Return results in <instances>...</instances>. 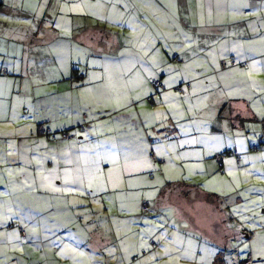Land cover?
Instances as JSON below:
<instances>
[{
	"label": "rangeland",
	"instance_id": "rangeland-1",
	"mask_svg": "<svg viewBox=\"0 0 264 264\" xmlns=\"http://www.w3.org/2000/svg\"><path fill=\"white\" fill-rule=\"evenodd\" d=\"M11 1L18 7L19 4L22 6L20 8L25 10L26 16H30L27 20L56 23L54 29L51 26L48 29L69 44L67 49L60 47L61 53L83 52L80 61L77 59L74 67L76 68L73 72L74 80L78 81L82 78L81 82L94 90L95 97L91 98V101L94 106L97 104L96 110L104 114L116 111L121 112L120 116L128 113L133 115L132 118L141 117L144 124L141 123L139 130L142 132L144 142L136 143L134 147L138 151L145 150L148 155L155 150L163 151L167 157L166 165L162 170L159 167L161 164H153L152 161L147 163L142 158L144 154L139 155V159L150 167L148 169L151 172H143L141 176L130 179V181L134 180V183L155 187L151 191H154L153 194L156 196L163 191L160 196L161 202L152 200L151 193L144 194L142 190L133 188H128L129 191L125 190V194L129 193L128 195L124 193L121 195L113 189L111 191L104 189L102 196L93 195L91 199H85L84 211L83 209L81 211L91 212L93 218L81 215V219L78 220L81 226H79L80 237L77 245L83 246L84 249L68 263H64L65 260L62 258L65 252L58 251L57 246L53 254L43 253L37 246H24L18 229L22 221H14L11 215H8L7 220L0 221V264H26L32 263L31 261H40L39 264H117V261L121 264H179L180 258L204 260L209 256L206 250L207 232L193 227L185 219L192 208H195L194 219H201L204 211L205 215L212 211L209 213L210 219L219 218L225 223V230L228 228L234 233H230L235 236L230 242L234 251L220 253L225 258L226 264H264V149L253 151L248 146L247 155L236 152L242 157L241 164H238L235 156L228 155L229 152H235L224 148L228 142L224 135H228L227 132L230 131L226 128L224 129L226 132L220 130L221 141L210 145L219 147L218 152L209 156L213 153L211 150L199 160L186 161L173 152L170 134L164 126L170 113L174 120H183L188 130L192 129L193 124H199L200 128L208 131L204 114L201 113L212 107V102L217 96L219 98L227 96L224 92L226 82L223 86L215 77L201 76L202 72L199 71L201 66L198 65L201 64L209 70L207 67L216 55L214 46L210 43L204 46L191 43L192 39L200 37L202 28L196 33L195 27L202 25L207 27V18L200 14L191 17L181 11L179 13L180 7L174 6V2L177 4L180 0H172L171 8H175L173 10L176 11L175 13L159 12L164 0ZM6 3L8 4L7 1ZM149 18L152 20L150 24H148ZM182 18L187 22L186 25L183 24ZM153 23L155 29L151 28ZM75 36L81 40H77ZM148 39H150V49L152 42H155L154 50L149 49ZM152 51H155L154 55ZM148 52H150L149 56H147ZM185 61L189 62L191 67L181 69L179 64ZM223 61L228 63L227 67L233 66L231 60ZM153 63L156 66L155 70L149 68ZM213 63L216 65L215 61ZM238 65L242 66L241 63ZM134 68L136 72L133 71ZM158 78L163 80L166 90L161 88L160 92H157L147 87V82L150 86L152 80ZM215 81L218 87L224 90L217 93ZM187 82L193 85V97L190 96L189 90L180 92L177 89L178 86L185 87ZM173 83H178L175 85L176 88L171 86ZM137 84L139 92H132L133 85L137 86ZM233 90L237 95L238 86ZM258 92L259 94L254 98L250 95L249 100L264 106V90ZM163 93L167 94V99L164 98ZM101 130L100 128L96 132ZM77 132L79 133V130ZM248 135L252 141L260 143L257 138L260 134L251 131ZM230 136L233 137L231 131ZM218 153L226 155L225 173L219 171V164L215 162ZM112 176L108 172V181ZM87 177L88 188L98 190L100 187H109L106 173L102 169L98 168L93 173L88 172ZM174 181L193 185L207 195L197 194L198 191L194 189L173 188V193L177 195L184 192L182 197L187 198L191 205L182 197L180 199L186 203L185 205H171L170 196L165 194L172 192ZM47 183L53 185L50 177L45 184ZM41 187L36 188V191L39 190L37 193L43 189V186ZM78 190L81 189L75 187L74 191ZM81 192L86 193L83 190ZM116 198L131 199L133 204L119 205ZM201 200L213 203L216 209L209 208V203L207 206ZM142 201L147 203L148 207L142 205ZM178 202L179 199L174 203ZM22 206H15L12 203L5 207L10 214L19 212L23 215ZM22 223L26 226V222ZM218 225L216 229L220 231L221 226ZM99 232L102 233L101 237H96ZM88 234L92 239L91 250L84 247L90 239ZM22 240L25 243L30 241L26 237ZM101 241L106 251L103 254L94 252L93 249V246L98 247ZM153 242L156 243L157 248L153 247ZM69 245L71 244L68 243L67 246ZM111 253L114 255L112 263L107 261L111 258ZM133 257L136 261H132ZM247 258L249 260L245 262Z\"/></svg>",
	"mask_w": 264,
	"mask_h": 264
},
{
	"label": "crops",
	"instance_id": "crops-1",
	"mask_svg": "<svg viewBox=\"0 0 264 264\" xmlns=\"http://www.w3.org/2000/svg\"><path fill=\"white\" fill-rule=\"evenodd\" d=\"M3 2L4 5L0 9V73L6 68L9 74H0V221L7 220V216L11 215L14 221L26 222V226L22 222L20 224L24 227L25 235L18 228L24 246H37L43 253L52 254L57 246L58 251L65 252L62 258L65 260L64 263H68L84 249L83 246L77 245L80 237L79 226H81L78 220L81 219V215L93 218L91 212H83L85 199H91L93 195L102 196L104 189L109 191L113 189L124 195L125 190L129 191L128 188H133L142 190L144 194L149 192L152 194V200L161 202L160 196L163 191L156 196L153 194L154 191H151L155 187L134 183V180L130 181V179L141 176L143 172H151L148 169L150 167L139 159V155L144 154L142 158L147 163L152 161L153 164H161L159 167L162 170L166 165L167 155L157 150L150 152L149 155L145 150H136L134 147L136 143L144 142L142 132L139 130L141 123L144 124L141 117L132 118L133 115L128 113L120 116L121 112L116 111L104 114L96 110L97 104L94 106L91 101V98L95 97L94 90L83 84L82 78L78 81L74 80L73 72L76 69L74 67L77 59L80 61L83 52L61 53L60 47L66 48L69 44L48 29L50 26L54 29L56 23L27 20L30 16H26L20 4L18 7L11 0H3ZM172 2V0H164L159 12L175 13L176 11H173L175 8H171ZM178 2L177 4L174 2V6L180 7L179 13L181 11L191 17L200 14L207 18V27L203 25L195 27L196 33L198 29H202L200 37L192 39L191 43L202 46L210 43L214 46L216 55L207 67L209 70L201 64L198 65L201 66L199 71L202 72L201 76L215 77L223 86L226 82L227 86L224 90L218 87L215 81L217 93L224 90L227 96L222 98L217 96L212 102V107L201 113L204 114L208 131L200 128L199 124H193L192 129L188 130L183 120H174L169 113L164 126L170 134L172 150L186 161L199 160L213 150L209 155L211 156L220 149L210 145L220 142V130L226 132L224 129L228 128L233 133V137L230 136V131L227 132L228 135H224L228 139L224 148L247 155L248 149H252L253 145H264V106L249 100L250 95L254 98L259 94L258 91L264 90L262 87L264 85V0H180ZM151 21L149 18L148 24ZM184 21L185 19L182 18L183 24L186 25L187 22ZM151 28L155 29L154 23ZM75 37L81 40L78 36ZM154 45L153 41L150 49V39H148L150 50L155 49ZM154 52H151L152 55ZM149 55L150 52L147 56ZM221 60H234L237 65L223 69L220 68L221 63L219 65ZM179 65L181 69L191 67L187 61L183 64L180 62ZM155 67L153 63L149 68L155 70ZM133 71L137 70L134 68ZM147 83V87L152 89L149 82ZM177 84L173 83L171 86L175 87ZM242 85L243 89L240 88ZM237 86L236 95L233 89ZM132 92H139L138 84L133 85ZM166 93H163L164 98ZM189 93L193 97V85ZM187 99L188 97L185 102ZM40 123H46L54 132L70 130L79 139L68 142L39 136L37 125ZM100 128L102 130L96 132ZM251 131L260 134L257 137L260 143L250 139L248 134ZM152 154L155 155L156 160L151 159ZM240 160L242 162V157ZM212 164L216 165L215 162ZM98 168L106 173L109 187H100L98 190L88 188L86 185L88 172L93 173ZM108 172L113 175L109 181ZM49 177L52 179V186L45 184ZM2 180L7 181L1 182ZM41 186L43 189L37 193L39 190L36 191V188H42ZM77 186L86 193L81 190L74 191ZM173 188L194 189L198 191L197 194L207 195L193 185L174 181L172 192L165 194L170 196L171 205H182L184 201L189 203L188 199L181 195L178 198V195L173 193ZM180 197L184 201H181ZM116 199L119 205L133 204L131 199ZM177 199L179 202L174 203ZM201 202L206 205L209 203V208L216 207L209 201L201 200ZM12 203L15 206L23 205L21 207L23 215L19 212L15 214L8 212L5 206ZM144 203L142 201V205ZM145 207H148L147 203ZM207 211L211 210L207 209ZM203 213L201 219L196 220L195 208H192L185 219L193 227L207 232L206 250L209 256L204 260L196 261L180 258L179 264H216L218 260L226 264L225 258L220 253L234 251L230 243L235 237L232 235L234 233L228 228L225 230V223L219 218L213 220L210 219L209 213L208 215ZM77 224L78 228H76ZM217 224L221 226L220 231L216 229ZM100 234L102 233L99 232L96 237H101ZM24 237L30 239L29 243L22 240ZM89 237V242L84 247L91 250V235ZM68 243L71 245L67 246ZM153 247L157 248L155 242ZM93 249L100 254L106 252L102 241L98 247L94 245ZM54 258L58 260L55 255ZM133 258L132 261H136V258ZM79 260L81 261V258ZM248 260L249 258L245 262ZM107 261L111 263L114 261L112 253ZM31 262L26 264L40 263V261ZM116 263L121 264L120 261Z\"/></svg>",
	"mask_w": 264,
	"mask_h": 264
},
{
	"label": "trees",
	"instance_id": "trees-1",
	"mask_svg": "<svg viewBox=\"0 0 264 264\" xmlns=\"http://www.w3.org/2000/svg\"><path fill=\"white\" fill-rule=\"evenodd\" d=\"M3 5H4V2L2 1V0H0V9L3 7ZM221 61H223V60H221ZM221 61H220V63H221ZM231 61H234V60H231ZM235 64H236V62H235ZM3 69H6V68H3ZM3 69L1 70V73L0 74H3V75H7V74H9V71H8V69H7V71H8V73L7 74H5L4 72H3ZM154 80H159V81H161L162 82V80L161 79H154ZM154 80H152V82H151V87L154 89V90H156L157 92L161 89V88H165V86H164V84H163V82H162V87H160L159 89H155L154 87H153V85H152V83H153V81ZM188 84L190 85V88L189 89H186L185 88V90H190L191 89V83L190 82H187L186 84H185V86H188ZM179 87V86H178ZM149 99H151V98H149ZM41 124H44L45 126H47V128H49L50 129V131L46 134V135H39V133H38V127H39V125H41ZM65 132H67V133H69L71 136H73V138L72 139H66V138H63V133H65ZM37 133H38V135L39 136H46V137H51V138H58V139H62V140H65V141H68V142H74L75 141V139H77V135L75 134V133H73V132H71L70 130H62V131H60V132H54L53 130H52V128L49 126V125H47L46 123H40V124H38L37 125ZM254 146H258L259 148L258 149H255L254 148ZM260 149H264V145L263 144H255V145H253L252 146V150L253 151H256V150H260ZM223 154V159H222V161H221V163L219 164L218 162H216L217 164H219V171L221 172V173H225V169H224V158H225V154L224 153H222ZM228 155H233V156H235L237 159L236 160H238V157H239V159L241 158V155L240 154H238V153H233V152H230V153H228ZM241 160H238L237 162H238V164H241V162H240ZM190 188V187H189ZM179 190V189H178ZM183 194H184V192H182V193H180V194H178V196L179 195H181V196H183ZM21 228H24L23 226H20Z\"/></svg>",
	"mask_w": 264,
	"mask_h": 264
},
{
	"label": "built area",
	"instance_id": "built-area-1",
	"mask_svg": "<svg viewBox=\"0 0 264 264\" xmlns=\"http://www.w3.org/2000/svg\"><path fill=\"white\" fill-rule=\"evenodd\" d=\"M231 65H235V61H231ZM227 66H228V63H227L226 61H221V67H222L223 69H226ZM3 72H4L5 74L8 73L7 69H3ZM152 85H153V87H154L155 89H159L160 87H162V82L159 81V80H154L153 83H152ZM185 88H186V89H189V88H190V85L188 84V86H185V87H184V86H179L177 89H178L180 92H185ZM49 131H50V129L47 128V126H45L44 124H41V125H39V127H38V133H39V135H46ZM63 138H66V139H72L73 136H71L69 133L65 132V133H63ZM254 148H255V149H258L259 147H258V146H254ZM150 157H151V159L156 160V157H155L154 154H152ZM215 159H216V162H218V163L220 164L221 161H222V159H223V154H222V153H221V154H217V155L215 156ZM238 160H240L239 157H238ZM144 206H146V203H144ZM20 229H21V233H22L23 235H25V230H24L23 228H21V227H20ZM216 264H224V262H223L222 260H218V261L216 262Z\"/></svg>",
	"mask_w": 264,
	"mask_h": 264
},
{
	"label": "snow or ice",
	"instance_id": "snow-or-ice-1",
	"mask_svg": "<svg viewBox=\"0 0 264 264\" xmlns=\"http://www.w3.org/2000/svg\"><path fill=\"white\" fill-rule=\"evenodd\" d=\"M72 10H75V9H72ZM253 67H255V65H253ZM165 99H167V97L165 98ZM231 163V162H230ZM66 183H67V181H66ZM57 191H59L60 189H56Z\"/></svg>",
	"mask_w": 264,
	"mask_h": 264
}]
</instances>
